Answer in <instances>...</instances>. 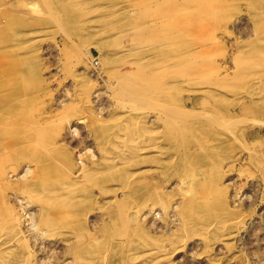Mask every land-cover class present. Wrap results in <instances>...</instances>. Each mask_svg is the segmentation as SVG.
Instances as JSON below:
<instances>
[{
    "label": "rangeland",
    "instance_id": "374dc122",
    "mask_svg": "<svg viewBox=\"0 0 264 264\" xmlns=\"http://www.w3.org/2000/svg\"><path fill=\"white\" fill-rule=\"evenodd\" d=\"M0 264H264V0H0Z\"/></svg>",
    "mask_w": 264,
    "mask_h": 264
},
{
    "label": "bare ground",
    "instance_id": "6f19581e",
    "mask_svg": "<svg viewBox=\"0 0 264 264\" xmlns=\"http://www.w3.org/2000/svg\"><path fill=\"white\" fill-rule=\"evenodd\" d=\"M148 5V4H147ZM87 10V9H86ZM114 29V28H113ZM110 31V30H109ZM116 36V35H115ZM121 36V35H120ZM118 40V39H117ZM122 41V40H121ZM119 43V42H118ZM134 44V43H133ZM122 47V46H121ZM124 47V45H123ZM159 59V58H158ZM115 62V61H114ZM133 63V62H132ZM142 69V68H141ZM150 73V72H149ZM87 175V174H86ZM89 178V177H88ZM47 186V185H46ZM57 191V190H56ZM66 192V191H65ZM7 238V237H6Z\"/></svg>",
    "mask_w": 264,
    "mask_h": 264
}]
</instances>
